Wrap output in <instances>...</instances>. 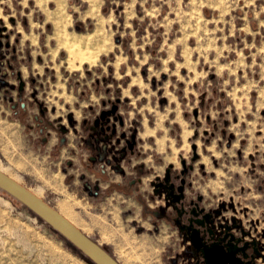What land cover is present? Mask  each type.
<instances>
[{
    "label": "crops",
    "instance_id": "1",
    "mask_svg": "<svg viewBox=\"0 0 264 264\" xmlns=\"http://www.w3.org/2000/svg\"><path fill=\"white\" fill-rule=\"evenodd\" d=\"M113 1L101 0L100 9L104 17L111 15ZM172 1H137L134 16L130 19L131 26L123 25L115 32L111 30L114 33L111 45L113 56L102 59L111 69L110 79L105 81L107 84L116 85L122 78L125 80L116 88V99L120 105L122 102L127 105L123 117H132L134 110L139 113L140 123L134 133L132 151L127 149L123 152L120 142L119 149L109 150L110 145L119 139V128L115 126L114 130L100 132L92 126L106 97L101 86L82 92L78 77L66 81L60 74V64L50 57L43 58L50 50L43 49L41 57L33 48V39L38 38L39 32L33 33L27 18L22 20L26 31L23 40H28L26 45L29 48L23 50L20 60L16 56L19 38H15V43H12L11 32L6 26L2 27L3 32L0 33L2 47L9 45L13 52L9 70L0 65V111L20 117L17 126L27 138L29 155L32 157V161L24 168L27 183L23 185L68 218L120 264H189L191 259L188 243L182 236L178 233L181 242L177 246V239L172 237L174 233L167 232L166 227L173 229L174 226L153 213L154 210L157 213L159 209L165 208V199L154 195L153 187L174 163L175 160H170V157L176 153L177 147L167 145L163 135H157L155 128L151 129L144 123L145 115L151 112L148 109L151 101L156 107L152 110L154 114L160 110L168 111L170 121L183 120L191 125L190 131L198 135L196 129H200L202 124L197 121H200L202 111L210 107H207L206 102L209 96L213 95L214 101L220 100L219 105L216 104L222 109L219 115L226 116L229 108L226 101L229 102L231 98V90H227L230 87L226 84L245 83L249 77L259 78L256 73L258 65L253 63L254 57L251 55V50H255L258 45L253 34L236 30L229 36L222 32L224 40L222 47L218 48L212 45L204 29L195 27L189 14L175 13L177 9ZM6 11L12 15L10 8ZM87 26L90 31L96 30L89 18L73 22V30L80 33H86ZM108 26L112 29V21H109ZM5 31H9V34ZM42 37L41 43L47 47L50 36L44 33ZM225 42L230 47L235 42L236 50L225 51ZM246 43L249 49H246ZM20 44L23 42L20 41ZM239 53H243V56L240 57ZM46 66L49 68L47 75L51 74L50 69H54L52 81H48L49 77L44 74ZM253 71L256 72L252 74ZM31 83H40L42 86L36 89ZM230 110L236 118L234 122H238L237 117L241 113L247 120L245 125L241 124L243 132H248L244 149H235V138L228 140L230 143L227 146L220 142L211 153H207L208 146L194 147L192 143L191 152L199 156L198 161L201 163L206 162V157L211 155H220L225 163L226 156L235 153L237 160L244 166L247 162L244 157H248L251 171L257 175V169L264 171V157L260 159L264 152L246 155L256 138V132L249 133L252 126L249 122L255 113L261 114L264 110L256 112L252 108L238 110L233 107ZM215 124L213 130L222 138L230 134L226 129L233 127L231 122L224 126L222 121ZM221 126L224 131H220ZM182 131L180 134H183ZM257 134L258 137L262 136V133ZM219 138L215 140L216 143ZM178 141L183 142L178 149L183 148L186 140L179 138ZM258 144L255 141V147ZM260 145H264V140L260 141ZM213 146L211 144L209 148ZM178 157L182 159L184 155L179 154ZM231 160L235 161L234 158ZM207 167L205 163V169ZM196 180L199 181L198 178ZM203 190L197 195L201 205L225 224L236 222L239 229L245 232L246 239L256 240L263 255L259 259L260 264H264V220L259 219V213L250 211L248 205H233L232 199H222V196L217 197L216 205L212 204L208 201L207 190ZM144 204L151 215L145 212ZM85 227L94 230L97 238L87 234ZM172 241L174 243L171 244Z\"/></svg>",
    "mask_w": 264,
    "mask_h": 264
},
{
    "label": "rangeland",
    "instance_id": "2",
    "mask_svg": "<svg viewBox=\"0 0 264 264\" xmlns=\"http://www.w3.org/2000/svg\"><path fill=\"white\" fill-rule=\"evenodd\" d=\"M137 1L139 0H114V6L110 12L111 15L104 17L100 9L101 0H0V28L6 26L11 32L12 43H15V38H19L16 46L17 60L22 57L23 50L29 48L26 45L28 40H23L26 31L22 20L27 18L33 33L38 34L37 32H39L38 38L34 37L33 39L35 46L33 45L34 47H32L37 50L36 52L41 57L44 54L43 49H49L50 53L46 56L43 55V58L47 59L50 57L56 60L60 64V74L66 81H73L74 77H78L77 79L81 81L82 92L97 89L98 86H101L102 92L106 97L105 99L103 98L101 109L92 123L93 127L95 126V120L102 111L110 110L112 105H117L116 111L106 115L105 118L109 120L108 126H117L119 128L118 138L123 145L125 139L130 140L131 134H134L137 130L140 123L138 119L139 113L134 110L132 117H123L122 113L127 110V105L124 102L120 105L116 99V88H119V85H122L125 80L119 78L121 81L116 85L113 83L107 84L105 81L110 79L111 69L108 66L109 64L106 65L105 62H102V59L103 57L113 56L111 45L114 33L112 34L111 30L115 32L117 28L123 25L124 27L131 26L130 19L134 16ZM143 1L145 2L146 0ZM172 2L175 9H177L172 11L183 13L184 15L186 13L189 14L190 19L196 25L195 27L199 30L204 29L209 35L208 37L211 38L212 45L218 48L219 46L222 47V41L224 40L222 39V32L225 35L229 34V36L233 35L236 30L253 34L258 45L255 46V50H251V55L254 57L253 63L258 65L259 70L257 72L253 71L252 74L256 72L259 78L249 77V80L245 83L226 84L230 87L227 90H231L232 94H229L231 96L229 102L226 101L228 103L227 107H229L226 110L228 113L226 116L219 115L222 109L216 104L219 105L220 100L214 101L213 95L209 96L206 102L207 107L209 105L210 107L207 111H202L203 114H201L200 121H197V123L202 124L199 127L200 129H196L198 135L196 132L190 131L191 125H188L189 123L187 124L183 120L182 122L170 121V115L167 114L169 113L168 111L160 110L154 114L152 110L156 107H153V101H151V107L148 108L151 112L145 115L144 123L151 129L155 128L157 135H163L167 145L171 144L172 148L177 147L176 153L173 157H170V160H175L171 165V171L172 173L178 172L182 168V161L189 167L186 174V181L190 184L186 189V194L189 198L196 199L197 195L201 194V192L203 193V189H205L208 192L207 198L210 203L216 205L218 203L216 199L220 196L224 197L222 199L230 198L234 202L233 205H248L250 207L249 210L258 212L259 219L263 221L264 171L261 172L257 169L256 175L251 171L248 157H244V161L247 162L243 166L237 160L235 153L231 156L227 155L225 163L220 158V155L218 157L212 155L206 157L207 161L201 163L198 161L199 156L191 151L193 150L192 143H194V147L200 146L202 148L203 146H208L207 153H211L212 149H217L221 143L227 146L230 143L228 140L235 138H237L233 141L235 142V149L237 147L244 149L243 146L247 141L248 132L247 130L243 132L241 124L245 125L247 120L241 113L237 117L238 122H234L236 118L230 112L231 107L238 110L252 108L256 112L260 109L264 110V0H173ZM7 8H10L12 15H9L10 13L6 11ZM77 15H80V17L78 18ZM9 16L16 21V24L11 22ZM84 18L90 19L91 25L96 29H94L95 31H90L88 26L86 33L73 30V22ZM109 21L113 23L112 29L108 26ZM251 28L255 30L252 31ZM9 31H5V33L9 34ZM44 33H48L50 36L47 47H44L41 43ZM20 41L23 42L22 45ZM234 43L230 47V44L225 42L226 46L223 49L225 51L230 49V51H234V45H236ZM246 44L247 49L249 46L248 43ZM12 54L13 52L10 49L3 47L0 49V65L6 70H9ZM239 55L242 57L243 53H239ZM220 57L222 58V56ZM117 65L118 63H116ZM44 71H46L44 74L47 75L49 68L46 66ZM50 71L51 74L47 75L49 77L48 81H52L51 79L54 78V69H50ZM243 74L245 75L246 73ZM243 83L244 85H242ZM31 85L36 89L42 86L40 83L35 85L31 83ZM252 93L256 94V96L254 97ZM202 101H205V98H202ZM187 116L191 118L189 114ZM119 118L122 119V124L119 123ZM252 119L249 122V125H252L249 133L256 132V138L254 143H251L247 149L246 155L254 152L260 155V153L264 152V145H260V141L264 140V113L258 114L257 112ZM18 120H20V117L6 115L4 111H0V170L17 178L18 182L23 185L27 183L24 168H26L28 162L32 161V157L29 155L30 147L27 138L24 132H21L20 126H17ZM191 120L188 119V121ZM220 121H222L223 126L227 122H231V125L233 124L232 128H225L230 134L227 133L223 136L224 138L213 130L215 123ZM21 123L27 129L26 124L23 121ZM223 126H221L222 130L220 131H224ZM182 129L183 134H180ZM121 133H124L125 139L120 138ZM257 133H262V136L258 137L259 134ZM176 138L186 140L183 148L178 149L183 142L178 141ZM218 138L219 141L216 143L215 140H218ZM255 141L257 144L259 143L256 147ZM211 144L214 146L209 148ZM110 147L119 149V145L116 142ZM179 154H183L184 157L180 159L178 157ZM258 155L256 156L258 157ZM263 157L261 156L260 159ZM232 158L235 161L231 160ZM205 163L208 164L207 169H205ZM53 204L56 205L55 202ZM202 206L205 207L204 205ZM144 208L145 212L151 215L146 204H144ZM64 213L71 216L69 213ZM170 226L172 227V225ZM166 228L167 232L172 231L174 233L172 237L177 239L176 244L178 246L181 242L178 232L174 227H172L173 229ZM84 231L91 235L92 238H97L94 230L92 231L90 228L85 227ZM0 264L93 263L45 222L26 210L13 198L0 191Z\"/></svg>",
    "mask_w": 264,
    "mask_h": 264
},
{
    "label": "water",
    "instance_id": "3",
    "mask_svg": "<svg viewBox=\"0 0 264 264\" xmlns=\"http://www.w3.org/2000/svg\"><path fill=\"white\" fill-rule=\"evenodd\" d=\"M117 105H112L110 110H104L100 113L99 117L95 120V126L100 124V121H106V115L112 114L116 111ZM101 130L104 128V123ZM108 129V126H105ZM131 142L128 143V148L131 149L134 144V135H132ZM183 169L180 174L183 175L186 171V164L182 161ZM170 178L169 169L166 172L164 181L167 182ZM185 179L182 177L180 179V185L176 187V193L170 189L168 191V197H170V202L174 204L178 211V216L184 212L181 199L184 198L183 188ZM162 185V182L156 183V187ZM170 187L174 188V184L171 183ZM0 190L4 194L13 198L17 203L24 205L29 209L36 217L45 222L50 226L55 232L66 239L74 248L80 251L87 259H89L93 264H120L113 256H111L106 250H104L98 243L93 241L84 232H82L78 227H76L69 219H67L58 210L44 201L40 196L36 195L30 189L20 184L18 181L10 177L8 174L0 170ZM157 190V189H156ZM193 203V202H191ZM177 204L181 207L178 208ZM197 205V204H195ZM202 212L203 208H199ZM193 215H197L194 209L190 211ZM210 214L207 213L203 215V218L209 217ZM208 222L209 219L207 218ZM176 222L180 224V220L176 219ZM193 222L199 227L204 226L202 220H189V225L187 229L192 227V233H188V238L193 247L196 249V253H201V257L205 264H257L253 255H248L245 249L249 242L243 241L241 237H236L232 231H230V225H225L224 230L219 231V235L213 240L215 232L213 229H209V238L205 239L200 234V228H195ZM223 225H220L222 227ZM236 226V225H234ZM180 229L182 225L180 224ZM213 240V241H212ZM209 241V242H208ZM242 242L239 246L238 243ZM255 244V241L251 242ZM256 254L258 251L256 250ZM249 256L250 259L246 258Z\"/></svg>",
    "mask_w": 264,
    "mask_h": 264
},
{
    "label": "flooded vegetation",
    "instance_id": "4",
    "mask_svg": "<svg viewBox=\"0 0 264 264\" xmlns=\"http://www.w3.org/2000/svg\"><path fill=\"white\" fill-rule=\"evenodd\" d=\"M2 32V28H0V33ZM2 47L1 43H0V48ZM7 49H9V45L5 46ZM10 68V66H9ZM109 120L107 119L106 121H103L101 122L100 121V124L97 125L96 127L94 126V130H99L100 132H104V131H109V130H114V127L113 126H108ZM105 126H108V129H105V126L104 128L101 130V127L103 126V124ZM119 123L122 124V119L119 118ZM132 135L134 134H131L130 136V140L128 139H125V135L124 133H121L120 134V138L121 139H125V143L123 145V149L122 151L125 152L128 148V143L131 142L132 140ZM105 140L107 139V136L104 138ZM119 142L121 143V140L118 139V141H116V144L119 145ZM135 145V136H134V144L132 146L131 149H129L130 151L133 150V147ZM109 150L113 151V150H117V149H113L111 147H109ZM186 168H189L187 167L186 165ZM169 169V173H170V178L167 182L164 181V178L166 176V172L167 170ZM172 169V166H169L167 169H166V172H165V175L162 179L160 180H157L155 183H154V195H159V196H162L164 199H165V208L163 209H159L158 212L156 213L154 210L153 213L154 215H160L164 218V220H168L177 230V232L182 236V238L188 243L187 244V250L188 252L190 253L191 255V259H190V262L189 264H205L203 262V259L201 257V253L199 252L198 254L196 253V249L195 247L192 246L189 238H188V233H192V227L190 229H187V225H189V220H193V219H196V220H202L204 222V226L203 227H199L196 223L193 222V226L195 228H200V234L205 238V239H208L209 238V229H213L214 232L216 233L213 240L216 239V237L219 235V231H222L224 230V227L225 225H230V231H232L234 233V235L236 237H241L243 239V241H247L249 242L246 249H245V252L250 256V255H253L254 259L256 260L257 264H260V260L261 257L263 256L262 255V252L261 250L259 249L258 245H257V241L256 240H249V239H246L245 236V232L243 230H240L239 229V226L236 222H233L232 224H225L221 221L218 220L217 216L207 210L205 207H203L201 205V199L200 197H197L196 199H193V198H189L186 194V189L188 188V186H190V184L186 181V174H187V169L186 171L184 172L183 175L180 174V171L183 169V167L176 173H172L171 171ZM184 177L185 179V183H184V188H183V193H184V198L181 199V202L183 203L182 206H183V209H184V212L181 214V216H178V211L177 209L175 208L174 204L170 202V197H168V191L171 189L173 191V193H176V187L178 185H180V179ZM158 182H162V185L159 186V187H156V183ZM173 183L174 184V188L170 187V184ZM157 189V190H156ZM193 202V203H191ZM197 204V205H195ZM178 208L181 207L179 204H177ZM199 208H203V211L200 212L199 211ZM194 209L196 213H198L197 215H193V213L191 214L190 211ZM209 213L210 216L209 217H205L203 218V215ZM209 219V221L207 222L206 219ZM176 219H179L180 220V224L182 225V229H180V224H178L176 222ZM220 225H223L222 227H220ZM236 225V226H234ZM238 231V232H236ZM212 240V241H213ZM252 241H255V244H252L251 242ZM209 242V241H208ZM239 246L242 245V242L238 243ZM256 250L258 251V254H256ZM249 256L246 258L247 259H250Z\"/></svg>",
    "mask_w": 264,
    "mask_h": 264
},
{
    "label": "trees",
    "instance_id": "5",
    "mask_svg": "<svg viewBox=\"0 0 264 264\" xmlns=\"http://www.w3.org/2000/svg\"><path fill=\"white\" fill-rule=\"evenodd\" d=\"M1 191V190H0ZM22 207H24L26 210L30 211L29 209H27L24 205H21ZM31 212V211H30Z\"/></svg>",
    "mask_w": 264,
    "mask_h": 264
},
{
    "label": "bare ground",
    "instance_id": "6",
    "mask_svg": "<svg viewBox=\"0 0 264 264\" xmlns=\"http://www.w3.org/2000/svg\"><path fill=\"white\" fill-rule=\"evenodd\" d=\"M68 219V218H67Z\"/></svg>",
    "mask_w": 264,
    "mask_h": 264
}]
</instances>
